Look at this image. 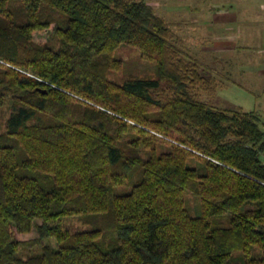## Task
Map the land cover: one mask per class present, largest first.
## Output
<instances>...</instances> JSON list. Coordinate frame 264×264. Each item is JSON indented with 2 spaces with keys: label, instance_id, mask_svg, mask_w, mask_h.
I'll use <instances>...</instances> for the list:
<instances>
[{
  "label": "trees",
  "instance_id": "obj_1",
  "mask_svg": "<svg viewBox=\"0 0 264 264\" xmlns=\"http://www.w3.org/2000/svg\"><path fill=\"white\" fill-rule=\"evenodd\" d=\"M206 72L145 0H0V264H264V130Z\"/></svg>",
  "mask_w": 264,
  "mask_h": 264
},
{
  "label": "crops",
  "instance_id": "obj_2",
  "mask_svg": "<svg viewBox=\"0 0 264 264\" xmlns=\"http://www.w3.org/2000/svg\"><path fill=\"white\" fill-rule=\"evenodd\" d=\"M145 1L174 31L178 46L196 58L206 69L214 68V64L209 63L210 59L207 56L210 54L207 55V52L222 55L231 53L234 65L236 66V62L241 63L232 70L236 77L244 75L243 71L247 69L245 63L254 62L252 54L248 52L250 47H258L259 54L264 55V0H164L163 3H159L163 4V8H160L159 4L155 5V2ZM213 37L224 42H206V39L210 41ZM200 38H205L203 40L205 47L202 56L199 57L190 52L188 47L189 43H196L195 40ZM242 57L246 59L244 63ZM260 60L262 61L257 63L256 69L257 74L262 76L264 56L260 57ZM214 73L218 77L230 79L221 72ZM211 85L213 84L210 83L208 87ZM258 117L260 119L259 115Z\"/></svg>",
  "mask_w": 264,
  "mask_h": 264
},
{
  "label": "rangeland",
  "instance_id": "obj_3",
  "mask_svg": "<svg viewBox=\"0 0 264 264\" xmlns=\"http://www.w3.org/2000/svg\"><path fill=\"white\" fill-rule=\"evenodd\" d=\"M155 2V5L163 3L164 0H148ZM160 8H163V4H159ZM203 40L205 38L196 39V43H189V51L194 53V55L202 56V51L204 50L205 45H203ZM43 43H48L55 47L59 46L58 40L54 38L47 37L43 40ZM206 42H224L222 39H211ZM206 42H204L206 44ZM203 45V46H202ZM208 45L211 46V43ZM260 51V49H259ZM258 47H250L248 52L252 54L254 62H247V69H244V75L236 77L232 74V70H235L236 66H239L241 63L232 61V54L225 53L224 55L205 52L210 61L209 63L214 64V68L206 72V76H210L211 85L210 87L197 86L193 88L195 94L201 99L211 103L212 105L219 108L227 109H243V110H253L260 116V126L264 130V75H258L257 69L260 61V57H263V54H259ZM239 54V51L237 52ZM114 56L122 59V64L118 70H113L109 73L108 77L116 83H122L125 79L131 77H153L156 75V66L155 63L149 60H144L140 56V52L137 48L129 46L127 44H122L116 48ZM245 57H242V62H245ZM249 64V65H248ZM233 65V66H232ZM235 66V67H234ZM214 71L221 72L228 78L218 77ZM219 74V73H218ZM216 77H213V76ZM223 76V77H225ZM232 79L235 81L232 82ZM10 104L5 103L0 107V131H3L5 128L6 119L9 116ZM189 206L194 214L200 213V202L197 199L190 197ZM40 223V220H36L35 226L32 231L23 237H35L37 236L36 225ZM65 225L72 230L85 228L86 225L81 222L78 218H69L65 221ZM22 237V236H21ZM46 243H49L51 246H56L57 242L55 239L47 240Z\"/></svg>",
  "mask_w": 264,
  "mask_h": 264
}]
</instances>
